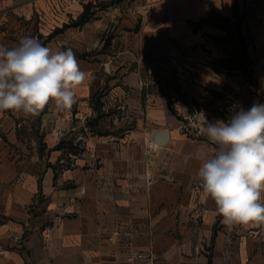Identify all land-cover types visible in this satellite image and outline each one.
<instances>
[{"label":"crops","instance_id":"crops-1","mask_svg":"<svg viewBox=\"0 0 264 264\" xmlns=\"http://www.w3.org/2000/svg\"><path fill=\"white\" fill-rule=\"evenodd\" d=\"M237 4L236 15L234 0H0V45L71 48L87 73L70 111H0V264H127V235L155 264H264V226L229 228L205 196L196 174L217 147L187 117L197 105L234 114L219 70L235 48L228 28L198 26L208 14L242 17L264 80V0Z\"/></svg>","mask_w":264,"mask_h":264},{"label":"clouds","instance_id":"clouds-1","mask_svg":"<svg viewBox=\"0 0 264 264\" xmlns=\"http://www.w3.org/2000/svg\"><path fill=\"white\" fill-rule=\"evenodd\" d=\"M86 80L71 48L53 50L31 36L0 45V111L35 117L50 103L70 111ZM204 120L201 133L217 147L196 174L205 196L229 228L264 226V104L241 108L227 122Z\"/></svg>","mask_w":264,"mask_h":264},{"label":"rangeland","instance_id":"rangeland-1","mask_svg":"<svg viewBox=\"0 0 264 264\" xmlns=\"http://www.w3.org/2000/svg\"><path fill=\"white\" fill-rule=\"evenodd\" d=\"M242 25V17L239 15L235 18L232 23L225 24L219 23V26H223L228 28L229 31V39L228 43L233 45L235 48V53L232 58L226 59L225 61L220 62V78L223 82V87L228 88L232 87L236 90L234 96V106H232L231 111L235 113L238 110V101L240 99L238 93H242L245 91L246 94L250 95V108L254 103H262L264 104V80H259L256 78V72L254 69V65L252 62H249L246 57V51L242 49V44H245L246 41L250 40L249 37H244L242 40L241 35V26ZM243 42V43H242ZM250 42V41H249ZM228 70H227V69ZM229 71V72H228ZM234 71V72H232ZM220 81V82H221ZM248 95V96H249ZM195 111H189L187 117L192 116L193 121H188V124L194 123L195 132L200 133L201 128L204 126L206 119L208 122H215L216 120H222L224 112L222 111H214L206 108L205 106L199 109L198 105L194 106ZM183 123L187 122L182 120ZM203 123L202 127H198V123ZM193 126V125H192ZM198 127V128H196ZM193 128V129H194Z\"/></svg>","mask_w":264,"mask_h":264},{"label":"built area","instance_id":"built-area-1","mask_svg":"<svg viewBox=\"0 0 264 264\" xmlns=\"http://www.w3.org/2000/svg\"><path fill=\"white\" fill-rule=\"evenodd\" d=\"M159 146L157 144H153L151 146H147L143 152V161L146 166V181L148 184H152V181L154 180V175L152 172L153 166H154V156L156 152L158 151ZM121 234L119 232H115L108 241L110 243H113L117 240V237ZM124 249L126 251V263L127 264H155L159 257L154 254H145L139 249L135 248V246L132 243V240L130 237L125 236L123 241Z\"/></svg>","mask_w":264,"mask_h":264},{"label":"trees","instance_id":"trees-1","mask_svg":"<svg viewBox=\"0 0 264 264\" xmlns=\"http://www.w3.org/2000/svg\"><path fill=\"white\" fill-rule=\"evenodd\" d=\"M234 11L236 12V15H237L238 14L237 0H234ZM219 23L229 24V23H231V21L229 19H222L219 17H213V16L208 14V15H206V17H204L203 19L200 20V22L198 23V26H201L204 24H216V25H218ZM243 50L245 51V49H243ZM246 57H247V55H246Z\"/></svg>","mask_w":264,"mask_h":264},{"label":"water","instance_id":"water-1","mask_svg":"<svg viewBox=\"0 0 264 264\" xmlns=\"http://www.w3.org/2000/svg\"><path fill=\"white\" fill-rule=\"evenodd\" d=\"M165 135V134H164ZM166 136V135H165Z\"/></svg>","mask_w":264,"mask_h":264}]
</instances>
